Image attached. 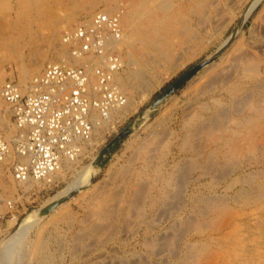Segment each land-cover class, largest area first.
Wrapping results in <instances>:
<instances>
[{"label": "rangeland", "instance_id": "rangeland-1", "mask_svg": "<svg viewBox=\"0 0 264 264\" xmlns=\"http://www.w3.org/2000/svg\"><path fill=\"white\" fill-rule=\"evenodd\" d=\"M99 9L131 14L126 114L48 184L0 168V264H264V0H0V85Z\"/></svg>", "mask_w": 264, "mask_h": 264}, {"label": "built area", "instance_id": "built-area-1", "mask_svg": "<svg viewBox=\"0 0 264 264\" xmlns=\"http://www.w3.org/2000/svg\"><path fill=\"white\" fill-rule=\"evenodd\" d=\"M120 13L99 9L78 19L61 31L59 59L46 61L24 87L12 76L0 85V166L12 180L48 178L63 160L84 154L94 131L115 127V111L125 104L117 82Z\"/></svg>", "mask_w": 264, "mask_h": 264}, {"label": "bare ground", "instance_id": "bare-ground-1", "mask_svg": "<svg viewBox=\"0 0 264 264\" xmlns=\"http://www.w3.org/2000/svg\"><path fill=\"white\" fill-rule=\"evenodd\" d=\"M128 12H130V11H128ZM126 13V14H124L123 15V17L121 18L120 17V24H121V30H122V24H125L126 26H127V28H128V30H129V28H131V21H130V17H131V14H129V13ZM136 19V18H135ZM131 20H132V18H131ZM157 24V23H156ZM159 28V27H158ZM160 29V28H159ZM127 30V29H126ZM153 32H151V30H145V33H143V34H141L142 35V37L143 38H148L149 37V35L151 34V33H155V31L154 30H152ZM157 31V30H156ZM151 32V33H150ZM158 32V31H157ZM124 33H125V31H121V35H120V39L118 40V42H116L115 43V45H116V48H118V51H120L121 49H123L124 47H125V45H126V47H127V45H129V41H130V39L128 40V38H129V36L131 35V33H129L127 36H125L124 37ZM126 34V33H125ZM158 34H160V33H158ZM157 34V36H159ZM162 35V34H161ZM11 37V36H10ZM126 37H128V38H126ZM162 37V36H161ZM158 38H160V37H158ZM142 40V39H141ZM162 40V39H161ZM142 41H144V39L142 40ZM166 41V40H165ZM149 42V41H148ZM151 42V41H150ZM153 43V42H152ZM149 44V43H148ZM154 44V43H153ZM157 44V43H156ZM159 44H160V41H158V46H159ZM169 44V43H168ZM161 45H162V43H161ZM151 46V45H150ZM149 46V47H150ZM171 46V45H170ZM5 47V46H4ZM160 47V46H159ZM60 48V47H59ZM156 48V47H155ZM168 48V47H167ZM171 50V49H170ZM163 51H164V49H163ZM57 52V51H56ZM165 52V51H164ZM58 53V52H57ZM120 53V52H119ZM127 59L129 60V62H132V60H134L133 58H132V56L130 55L129 56V51L127 50ZM157 53V52H156ZM63 54V52H59L57 55H56V57H55V59H59V57L61 56ZM50 55V54H49ZM47 56V55H46ZM45 56V57H46ZM39 59V58H38ZM121 59H122V57H121ZM49 60H53V59H47V61H49ZM42 60L40 59V61H36V62H34V63H32V65H34V66H37V68H39L38 66L39 65H41L40 66V68H42L43 67V64H40V62H41ZM46 62V61H45ZM44 63V62H43ZM122 63H123V60H122ZM175 64H176V61H175ZM125 65V64H124ZM124 65H123V67H122V69H121V71L119 72V74L123 71V68H124ZM172 65H174V64H172ZM129 66V65H128ZM173 69H174V67L173 66H171ZM36 68V69H37ZM39 68V69H40ZM169 70V69H168ZM39 73V72H38ZM35 74H37V73H35ZM119 74H118V76H117V82L120 84V86H121V88L122 87H124V86H127L126 84H127V80L125 79V80H123L122 78H119ZM169 74H170V71H169ZM171 75V74H170ZM131 76H134V75H131ZM137 76V75H136ZM135 76V78L137 79V77ZM130 77V76H129ZM134 78V80H136ZM29 79V78H28ZM16 82L18 83V84H20L21 86H25V83L27 82H24V83H20L19 81H17L16 80ZM131 87H132V85H130ZM133 86H134V83H133ZM127 87H129V86H127ZM134 88V87H133ZM125 94V93H124ZM128 99L126 98V94H125V104L123 105V106H121V107H119L116 111H115V117H116V119L117 118H123L124 116H125V114H126V110L124 109V108H126V101H127ZM0 102H2V100L0 99ZM130 108V107H129ZM8 131V129H6V132ZM99 132H101V131H94V133H93V139L87 144V146H89L90 145V147L91 146H93V145H96V136H97V133H99ZM86 152V151H85ZM84 152V153H85ZM80 159V158H79ZM79 159H77V160H74V161H72V162H65V160H63L62 162H61V166L60 167H58L59 169H57V171L56 172H58V171H62V170H64L67 166H71V165H73L75 162H77ZM99 162V161H98ZM97 162V164H100V162L98 163ZM3 166V165H2ZM2 166H0V168H2ZM97 166V165H96ZM94 169V168H93ZM93 172V171H92ZM91 173V172H90ZM10 174V173H9ZM53 174L54 173H52V175H50L48 178H44L43 180H28L27 182H25L24 184L25 185H28V184H31L32 182L33 183H35V182H45L46 184H48V183H50L51 181H52V176H53ZM14 181V180H13ZM15 183H17V184H21L20 182H16V181H14ZM5 187V186H4ZM0 196H1V199L2 200H4L3 202H5L6 200H5V198L4 197H2V194H0ZM5 203H3V204H1V206H0V212L2 213V211H3V209L5 208Z\"/></svg>", "mask_w": 264, "mask_h": 264}, {"label": "water", "instance_id": "water-1", "mask_svg": "<svg viewBox=\"0 0 264 264\" xmlns=\"http://www.w3.org/2000/svg\"><path fill=\"white\" fill-rule=\"evenodd\" d=\"M208 61L207 60H203L198 62L195 66H193L190 70H188L185 74V76L178 80L177 82H175L174 84H172L163 94V96H166L168 93H170L171 91H173L176 87H178L185 79L189 78L190 76H192L198 69H200L203 65H205Z\"/></svg>", "mask_w": 264, "mask_h": 264}]
</instances>
